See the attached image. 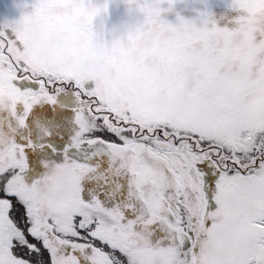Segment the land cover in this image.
<instances>
[{
	"label": "snow or ice",
	"instance_id": "obj_1",
	"mask_svg": "<svg viewBox=\"0 0 264 264\" xmlns=\"http://www.w3.org/2000/svg\"><path fill=\"white\" fill-rule=\"evenodd\" d=\"M133 2L144 16L133 37L175 32L182 64L168 65L167 46L147 64L141 50L131 79L117 91L113 70L120 54H100L85 26L82 39L93 50L55 66L47 21L56 0H37L32 14L0 28V109L27 127L35 105L55 104L51 91L73 84L79 131L71 147L79 149L92 134L87 143L118 156L121 167L113 170L123 168L144 182L129 199L142 202L146 214L129 219L119 205L108 210L100 199L86 202L81 182L96 169L69 160L67 152L72 170L64 183L73 198L54 200L53 210L43 211L39 181L24 179L26 147L32 145L0 135V264H264V103H253L264 95L254 83L264 79L255 71L264 57L234 60L233 30L219 27L211 15L201 26L179 14V24H170L162 17L178 0ZM102 7L107 3L77 0L59 30L67 36L82 14L91 22ZM232 7L246 13L236 24L257 14L264 24V0H233ZM246 27L250 43L264 49V39L257 43L264 28ZM149 78L155 80L146 88ZM27 84L38 91L22 90ZM20 103L22 117L16 115ZM125 207L135 212L132 203ZM154 228L165 232L166 245L152 243Z\"/></svg>",
	"mask_w": 264,
	"mask_h": 264
},
{
	"label": "rangeland",
	"instance_id": "obj_2",
	"mask_svg": "<svg viewBox=\"0 0 264 264\" xmlns=\"http://www.w3.org/2000/svg\"><path fill=\"white\" fill-rule=\"evenodd\" d=\"M36 2L37 0H0V28H3V26L6 24L13 25L17 22H20L25 15L32 14L34 12V5L36 4ZM106 2L109 4V16L107 17L109 26L118 23L121 20L128 19H131L135 26H139L143 23V14L137 10L134 16L129 17L126 10V6L121 3L120 0H92L93 4L99 5H103ZM232 3L233 0H178V2L175 4L174 10L171 12H165L162 18L168 21L170 24L177 26L179 24L177 14H179V17H182L183 19L188 21H194L196 22L197 26H201L202 21L207 18V15H211L217 21V25L219 27L233 30L234 34L232 38V47L235 50V56L233 58L234 60H238L241 56L247 54H254L258 57H264V49H259L250 43V34L246 27V25L248 24L252 26L255 25V17L257 15H249L246 18L245 24H236L235 21L239 19L241 15H246V13H242L240 11L235 10L232 7ZM75 5L76 4H70L69 0H56L55 7L50 10V18L47 21V27L50 31L53 32V39L49 46V55L52 58L53 63L57 58L69 51H75L76 53H80L85 48H88L89 50L83 54L85 55L89 51L93 50L92 43L85 42L82 39V28L85 26L88 27L89 31L99 42L100 54L105 56L110 55L113 52H119L120 54V62L113 70V87L117 91H119L123 87V85L131 79L132 74L134 73L137 67V54L141 50H143L144 52V61L146 64L149 63L152 58L160 56L162 47L164 46H167V48L169 49L166 53V62L169 66L175 67L169 64V56L173 54L184 60V56L181 53L179 45L174 46L171 42L166 41L162 33H157L155 37L141 33L144 39L139 44H137L136 37L134 36L129 42L125 43L122 47H108L106 49L105 41L102 39L101 34L93 31L91 23L83 22L84 14L80 16L78 23L73 24L70 27L67 36H65V33L59 30V26L65 22L64 17L71 12L72 8ZM163 7L167 8L168 5L165 4L163 5ZM201 13H205L206 15L201 16ZM95 22L98 23L99 20L97 19ZM8 31L10 32L11 29H9ZM237 36H240L243 39V43H236ZM66 39L70 41V45H66ZM262 39H264V37H261L258 34L257 43H259ZM253 49L256 50L254 51ZM105 52L106 54H104ZM255 71L259 73H264V59L260 60L259 63L255 66ZM154 80L155 78H149L145 84L146 88H150L154 83ZM254 83L256 87L264 90V79H257L256 81H254ZM86 87L91 90L92 88H94V82H89ZM257 97L259 96L253 98V103L255 102V99ZM45 105L46 104H41L40 106H38V116L49 115V112L47 111ZM45 121H48V117H45L38 126L41 145L47 146L46 143L49 142L51 134L45 135V132L50 133V131H52L53 133L56 132V134L54 133V137L56 139L55 141L61 142L58 136H65V128L70 129L67 121L59 118L53 119V123ZM72 126L73 127L71 129L73 130H76L77 128L79 129L76 123H74V125ZM57 154H61L62 157L58 158L57 156L55 160L64 162L62 159H66L65 154L61 153L59 150L57 151ZM67 157L70 158V155H68ZM61 167L62 166L57 164L58 169ZM87 178L88 181L91 182L92 187H90V191L86 188V194L84 189L82 188V197H85L88 203L93 202L94 199H100L103 207L108 210L114 209L119 205L121 206L122 210L127 212V208L125 207L126 204L124 206L122 201L117 204L118 199L112 198L113 190L109 189V194L100 195V189L104 188L107 190V186L101 183V180L97 175H89ZM104 196L105 201H102ZM119 196L122 200V196ZM129 214L132 215L131 213ZM133 219H135L134 213ZM158 241L161 242L160 239H158ZM166 244L167 243H164V245Z\"/></svg>",
	"mask_w": 264,
	"mask_h": 264
},
{
	"label": "flooded vegetation",
	"instance_id": "obj_3",
	"mask_svg": "<svg viewBox=\"0 0 264 264\" xmlns=\"http://www.w3.org/2000/svg\"><path fill=\"white\" fill-rule=\"evenodd\" d=\"M21 86V85H18ZM22 90H32V91H38V86L34 84H27L26 87L21 86ZM89 89V88H88ZM77 89L74 87L73 84L69 83L64 86V91L57 92L55 90L51 91V94L56 95V103L55 104H49V103H40L35 105L31 112L29 113L26 124L28 127L21 128L18 126V121L15 117H13L10 112L5 110H0V120L5 121V131L8 132V135L10 137L17 138L18 140L14 139L18 144L27 146L31 144V147H26V158L28 162V169L25 173L24 179L25 182L28 184H33L37 180L40 181L42 178L45 177L46 173L49 171L50 168H57V164L60 166H64L68 164L67 160L62 159L64 162L56 161L55 158L58 156V158H61V154H57V151L59 150L61 153H66L70 155L69 160H74L78 163L86 164L89 167L95 168L96 171L93 173H90L89 175H97L102 184H105L107 186V189L113 190V196H115L119 201H122V203L128 205L129 203H132L135 207V212H133L131 209L127 208V213H131L132 215L129 216L133 219V213L136 218L139 214H146L145 208L140 201H135L133 198L131 201L129 199L130 194L132 192V177L127 170L121 169V172L117 174L113 169L121 167V162L118 159H116L115 163L112 161V155L107 154V148L103 144H89L87 143L88 139H93V137H88L86 135L85 137V143L81 145L79 149H76L74 147H71L73 143V137L75 136L76 132L79 131V129L73 130L71 129L76 123V115H77V108L79 107V103L76 96ZM41 104H46L45 107L47 108V111L49 112V115H46L48 117V120L50 123H53V119L59 118L66 120L68 122V125L70 129L65 128L64 134L65 138L63 143H58L55 140L56 132H54L50 139L49 143L50 146H47L45 148L44 146L40 145V135H39V120L43 119L45 116H38V106ZM25 108L22 103L18 104L16 107V115L22 117L24 115ZM14 121V123H13ZM58 121V120H57ZM33 122L34 129L29 128L30 123ZM30 129V132H28V135L25 134L23 131H28ZM62 144H65L63 146ZM60 145L62 147H60ZM62 148L64 151H62ZM99 153V155H97ZM47 163L46 167L44 168H38L40 164ZM64 163V164H63ZM88 175V176H89ZM87 176V177H88ZM85 177V178H87ZM110 178V180H109ZM81 186L85 191L86 194V187L84 186L83 181L81 182ZM122 196V200L121 197ZM86 202V198L82 197ZM105 201V196L104 200ZM116 208V207H115ZM112 210V209H111ZM126 213V212H125ZM165 232L161 230L160 228H154V235L151 237L152 243L155 245L158 243V239L161 241H166L165 238ZM158 237V238H155ZM160 243V242H159ZM166 243V242H165Z\"/></svg>",
	"mask_w": 264,
	"mask_h": 264
},
{
	"label": "clouds",
	"instance_id": "obj_4",
	"mask_svg": "<svg viewBox=\"0 0 264 264\" xmlns=\"http://www.w3.org/2000/svg\"><path fill=\"white\" fill-rule=\"evenodd\" d=\"M126 6L127 13L129 17L134 16L137 12V8L133 0H120ZM70 4H76L77 0H69ZM107 3V2H106ZM109 16V4L107 3L106 8H100L97 11L96 17L93 21H89L88 15L85 13L83 16L84 23H91L94 32L100 33L102 39L105 41V48L108 47L117 48L122 47L125 43L129 42L133 33L135 32L137 26L133 24L131 19L121 20L118 23L112 24L109 26L107 17ZM99 22H95L96 20ZM262 17L257 14L255 17V27L259 30L264 28V24L261 23ZM161 33V32H157ZM164 39L168 42H171L174 46L178 45V35L173 31L163 32ZM137 44L143 41L144 37L141 33L136 34ZM236 43H243V39L240 36H237ZM89 49L85 48L80 53L75 51H69L61 55L54 61L55 66H60L66 64L73 60L77 55H83ZM254 51L256 49H253ZM106 54V52L104 53ZM184 60L180 57H177L175 54L169 56V64L176 66L180 65ZM255 104L264 103V96H259L255 99ZM5 110V109H0ZM5 121L0 120V135H8V132L4 128ZM45 135H50V133L45 132ZM118 156L112 155V161L115 163ZM72 165L70 163L64 165L61 168H50L44 178L39 181V184L36 188L37 196L40 200L41 208L43 211H52V201L54 200H63L65 202H71L73 198V193L70 189L65 186V178L71 172ZM133 188L137 191H140L144 188L143 181H132Z\"/></svg>",
	"mask_w": 264,
	"mask_h": 264
},
{
	"label": "bare ground",
	"instance_id": "obj_5",
	"mask_svg": "<svg viewBox=\"0 0 264 264\" xmlns=\"http://www.w3.org/2000/svg\"><path fill=\"white\" fill-rule=\"evenodd\" d=\"M41 116H44V115H41ZM38 121L40 122V120L38 119ZM13 123H14V121H13ZM68 123V122H67ZM28 127V126H27ZM29 128H32V129H34L35 127H34V124H33V122H31L30 123V125H29ZM25 134H27L28 135V132H30V129L28 130V131H23ZM59 137V139L61 140V142H58V143H63V141H64V138H65V136H58ZM13 139H16V140H18L17 138H14L13 137ZM51 144L49 143V145L48 146H50ZM63 146H65V144H62ZM60 147H62L61 145H60ZM62 151H64L63 150V148H62ZM45 165H47L46 163L45 164H40L39 166H38V168H45L46 166ZM93 178V177H92ZM100 179V178H99ZM109 180H110V178H109ZM83 183H84V186L87 188V190L89 189V191H90V187H92L91 186V182L90 181H88V178H85L84 180H83ZM100 195H104V194H109V190L107 189H104V188H102V189H100ZM112 198L113 199H117L115 196H112ZM102 200H104V198L102 199ZM121 201H119V203H120ZM119 203H117V204H119ZM126 215L128 216V218L129 219H132L130 216H129V214L126 212ZM153 237V236H152Z\"/></svg>",
	"mask_w": 264,
	"mask_h": 264
}]
</instances>
